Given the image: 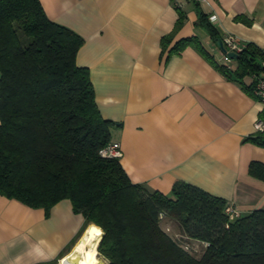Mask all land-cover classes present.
Returning <instances> with one entry per match:
<instances>
[{
    "label": "crops",
    "instance_id": "0c3cea01",
    "mask_svg": "<svg viewBox=\"0 0 264 264\" xmlns=\"http://www.w3.org/2000/svg\"><path fill=\"white\" fill-rule=\"evenodd\" d=\"M39 1L50 20L83 38L76 63L88 68L102 117L115 122L111 140L119 142V161L132 182L169 194L184 181L224 198L239 215L264 209V179L248 172L251 160L264 163V146L246 140L264 104L194 46L168 53L178 39L196 36L221 59L195 23L198 10L216 16L221 36L264 48V0ZM179 12L183 23L162 50ZM82 222L68 198L46 214L0 195V264H57L79 240ZM164 226L174 230L170 222Z\"/></svg>",
    "mask_w": 264,
    "mask_h": 264
},
{
    "label": "trees",
    "instance_id": "16d2710c",
    "mask_svg": "<svg viewBox=\"0 0 264 264\" xmlns=\"http://www.w3.org/2000/svg\"><path fill=\"white\" fill-rule=\"evenodd\" d=\"M183 20L179 12L161 38L162 50ZM195 23L215 44L222 37L202 10ZM82 42L50 20L39 0H0V195L46 214L68 198L83 218L76 238L97 225V253L107 264H264V209L230 219L220 196L184 181L174 182L169 194L151 190L132 182L119 158L100 155L115 122L102 117L88 68L76 63ZM188 45L251 93L244 77L259 70L264 48L247 42L230 67L196 36L178 39L168 53ZM246 140L264 146V132ZM248 172L264 179V163L251 160ZM194 241L203 245L199 256L188 249Z\"/></svg>",
    "mask_w": 264,
    "mask_h": 264
},
{
    "label": "built area",
    "instance_id": "2783aa9c",
    "mask_svg": "<svg viewBox=\"0 0 264 264\" xmlns=\"http://www.w3.org/2000/svg\"><path fill=\"white\" fill-rule=\"evenodd\" d=\"M215 19V15L208 16V20L212 24H214ZM221 39L227 52L233 51L238 53L244 47V44H241L237 37L231 33L223 34ZM232 60L233 59L229 57L226 52H222L219 62L224 63L227 67H230ZM250 79L253 96L262 104H264V59L261 60L259 70L250 75ZM254 129L256 132H264V120L257 119L254 123ZM99 153L102 156L119 158L121 155L119 142L111 140L99 150ZM224 211L227 213L230 219H233L239 215L230 204L225 206Z\"/></svg>",
    "mask_w": 264,
    "mask_h": 264
},
{
    "label": "bare ground",
    "instance_id": "6f19581e",
    "mask_svg": "<svg viewBox=\"0 0 264 264\" xmlns=\"http://www.w3.org/2000/svg\"><path fill=\"white\" fill-rule=\"evenodd\" d=\"M101 233L97 225L89 224L71 252L60 258L58 264H102L96 248Z\"/></svg>",
    "mask_w": 264,
    "mask_h": 264
},
{
    "label": "rangeland",
    "instance_id": "374dc122",
    "mask_svg": "<svg viewBox=\"0 0 264 264\" xmlns=\"http://www.w3.org/2000/svg\"><path fill=\"white\" fill-rule=\"evenodd\" d=\"M19 36H20V39H21V41L24 43V42H27V38L21 33V32H19ZM163 227H165L164 226V221H163ZM174 231V230H173ZM173 231H170V229H169V232H172V236L177 240V241H180V240H178L179 239V235L178 234H173L174 232ZM83 234V233H82ZM81 237V236H80ZM79 237V238H80ZM181 242V241H180ZM192 248H194V250L192 249ZM202 248H203V245L201 244V243H199V242H196V241H194V242H190V244H189V247H188V249L191 251V252H193L196 256H199L200 254H201V251H202ZM71 252V250L68 252V253H70ZM67 253V254H68ZM66 255V254H65ZM63 257V256H62ZM61 257V258H62ZM97 258H99V260L101 261V263L102 264H107V261H106V259H104L101 255H99L98 253H97ZM60 259V258H59ZM58 262H59V260H58ZM58 262H57V264H58Z\"/></svg>",
    "mask_w": 264,
    "mask_h": 264
},
{
    "label": "water",
    "instance_id": "95a60500",
    "mask_svg": "<svg viewBox=\"0 0 264 264\" xmlns=\"http://www.w3.org/2000/svg\"><path fill=\"white\" fill-rule=\"evenodd\" d=\"M216 45L218 46V48L222 51V52H226L227 55L229 57H231L232 59H234L237 56V53L233 52V51H226V48L224 47L223 43H222V39L220 37H217L216 40ZM99 242V241H98ZM98 244V243H97Z\"/></svg>",
    "mask_w": 264,
    "mask_h": 264
}]
</instances>
